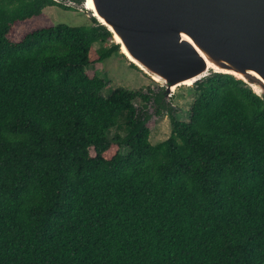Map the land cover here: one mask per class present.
I'll use <instances>...</instances> for the list:
<instances>
[{
  "label": "trees",
  "instance_id": "1",
  "mask_svg": "<svg viewBox=\"0 0 264 264\" xmlns=\"http://www.w3.org/2000/svg\"><path fill=\"white\" fill-rule=\"evenodd\" d=\"M83 2L0 0V264H264V96L212 73L188 122L163 86L106 96L111 31L44 11Z\"/></svg>",
  "mask_w": 264,
  "mask_h": 264
},
{
  "label": "water",
  "instance_id": "2",
  "mask_svg": "<svg viewBox=\"0 0 264 264\" xmlns=\"http://www.w3.org/2000/svg\"><path fill=\"white\" fill-rule=\"evenodd\" d=\"M82 1L129 62L165 87L167 101L212 73L264 96V0H92L93 9Z\"/></svg>",
  "mask_w": 264,
  "mask_h": 264
},
{
  "label": "rangeland",
  "instance_id": "3",
  "mask_svg": "<svg viewBox=\"0 0 264 264\" xmlns=\"http://www.w3.org/2000/svg\"><path fill=\"white\" fill-rule=\"evenodd\" d=\"M77 7H80V9L51 6L47 7L44 11L56 24H66L74 27L92 26L93 20L83 7V4H79ZM111 42L116 43L115 40ZM99 47L100 44H96V48ZM95 72L107 82L104 90L106 96H109L117 87L131 90H147L148 88L157 89L161 86L139 68L132 66L122 52L114 54L98 66H92L90 76H93ZM197 96L198 93L195 91L194 86L179 87L174 96H172L174 97L173 105L180 109L178 114L180 120L187 122L190 120V109ZM136 103L139 105L140 101L138 100ZM149 127L151 129V142L154 145L168 140L172 135L173 127L167 114L163 117H153V120L149 123Z\"/></svg>",
  "mask_w": 264,
  "mask_h": 264
},
{
  "label": "bare ground",
  "instance_id": "4",
  "mask_svg": "<svg viewBox=\"0 0 264 264\" xmlns=\"http://www.w3.org/2000/svg\"><path fill=\"white\" fill-rule=\"evenodd\" d=\"M87 1V7L93 9V3L92 0H86ZM115 38V36H114ZM115 41H118V38L114 39ZM121 51L124 53V51L126 52L125 48H122ZM189 85H191V83H189Z\"/></svg>",
  "mask_w": 264,
  "mask_h": 264
}]
</instances>
